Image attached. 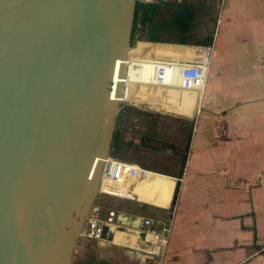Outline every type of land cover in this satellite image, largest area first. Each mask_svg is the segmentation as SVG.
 Returning <instances> with one entry per match:
<instances>
[{
	"label": "water",
	"instance_id": "95a60500",
	"mask_svg": "<svg viewBox=\"0 0 264 264\" xmlns=\"http://www.w3.org/2000/svg\"><path fill=\"white\" fill-rule=\"evenodd\" d=\"M138 1L0 0V264H72L99 196L93 164L113 149V70Z\"/></svg>",
	"mask_w": 264,
	"mask_h": 264
},
{
	"label": "crops",
	"instance_id": "0c3cea01",
	"mask_svg": "<svg viewBox=\"0 0 264 264\" xmlns=\"http://www.w3.org/2000/svg\"><path fill=\"white\" fill-rule=\"evenodd\" d=\"M157 5L158 27L169 36L154 43L189 50L168 53L164 46L166 52L153 58L186 60L209 43L213 58L195 112L175 105L186 116H149L157 118V132L135 139L159 158L174 159L177 170L144 166L152 173L130 180L133 196L120 197L117 210L156 221L166 234L159 264H264V0H159ZM188 17L184 32L180 27ZM162 94L160 89L162 107L156 95L144 104L168 110L173 102ZM118 147L112 157L139 164L137 157L117 155ZM115 246L130 260L128 248Z\"/></svg>",
	"mask_w": 264,
	"mask_h": 264
},
{
	"label": "built area",
	"instance_id": "2783aa9c",
	"mask_svg": "<svg viewBox=\"0 0 264 264\" xmlns=\"http://www.w3.org/2000/svg\"><path fill=\"white\" fill-rule=\"evenodd\" d=\"M158 1L140 0L143 3ZM213 52V44L209 43L198 46L189 59L182 61L138 57L129 53L126 59H118L115 62L110 97L122 105L129 103L138 105V102L129 99L136 84L176 86L202 91L206 87ZM100 162L102 172L99 195L131 198L133 192L130 180L145 179L152 173L149 168L139 164L108 156L96 158L91 176ZM165 236L152 218L140 216L132 219L115 208L103 210L95 203L86 217L80 240L105 242L138 252L160 255ZM148 260L146 264H152Z\"/></svg>",
	"mask_w": 264,
	"mask_h": 264
},
{
	"label": "rangeland",
	"instance_id": "374dc122",
	"mask_svg": "<svg viewBox=\"0 0 264 264\" xmlns=\"http://www.w3.org/2000/svg\"><path fill=\"white\" fill-rule=\"evenodd\" d=\"M156 2L155 4H157ZM140 16H134L133 28L138 27L137 34L139 38L134 37L132 47L136 46L138 42L144 41L149 35V23L140 24ZM154 22L156 23L153 28V34L158 35L161 38L169 36L165 33L164 26L158 27V14L154 15ZM173 36H175L173 34ZM154 43V42H153ZM152 88H162L164 85H150ZM142 93V92H141ZM143 95V94H142ZM143 100H141L142 102ZM129 105L128 111L121 119L116 121L115 132H117V139L119 142V147L117 149V155L123 156L125 158H134L139 164L149 167L157 171H176L178 163L174 159L166 160L164 158H159L157 154L150 153L148 149L141 147V136L144 134L157 132V118L153 120L149 119V116H160L168 119L174 120L180 116H186L180 114L177 111L162 110L144 103H139L138 105ZM125 116H130L125 117ZM125 117V118H124ZM178 120V119H177ZM115 138V135H114ZM139 138V139H138ZM143 142V141H142ZM136 154L138 156H136ZM100 198V199H99ZM120 197L113 195H99L96 204L103 206L105 209L110 207L121 210L118 199ZM148 211V212H147ZM145 213L154 214L151 210H147ZM127 216L131 217L127 214ZM125 250L112 244L101 245L99 242L94 240H79L76 247L72 264H117V263H132L128 259ZM126 261V262H125Z\"/></svg>",
	"mask_w": 264,
	"mask_h": 264
},
{
	"label": "bare ground",
	"instance_id": "6f19581e",
	"mask_svg": "<svg viewBox=\"0 0 264 264\" xmlns=\"http://www.w3.org/2000/svg\"><path fill=\"white\" fill-rule=\"evenodd\" d=\"M132 45L133 44H131L130 54H133L134 56H138V57H154V55L155 56H159L160 54L162 55L164 52H166V49L164 46H167L168 53H169V50L171 51L189 50L188 47H185V46H179V45L170 46L167 44L163 45L160 43L159 44L157 43L142 44L138 42L136 46L132 47ZM150 73L151 72H149V74ZM160 89H163L162 96L167 97L173 102V104L168 103V110L170 111H175V105H179L181 107L180 111H185L186 114L194 113L195 112L194 105L196 102V96H199L201 98L200 91L194 92L193 90L183 89L182 87L165 86V87L157 89L156 87L152 88L149 86L136 84L134 85L132 89L129 99L131 101L138 102L141 104L144 102H148L151 96L156 95L157 106L162 107V105L164 104V99L163 98L159 99ZM141 100L143 101L141 102ZM186 100H188V102Z\"/></svg>",
	"mask_w": 264,
	"mask_h": 264
},
{
	"label": "trees",
	"instance_id": "16d2710c",
	"mask_svg": "<svg viewBox=\"0 0 264 264\" xmlns=\"http://www.w3.org/2000/svg\"><path fill=\"white\" fill-rule=\"evenodd\" d=\"M157 7H158V5L155 4V3H143V2H140V1H138L136 3L135 15L137 16V14H138L140 16V18H139L140 24H144L146 22L149 23V31L150 32H149V35L145 38L146 41H150V42H162L161 38H159L158 35L152 33L153 32V28L156 25V23L154 22L153 19H154V15H155V12H156ZM191 18L192 17H188L187 24L184 27V29L182 27H180L182 31L185 32L186 30L189 29ZM137 31H138V27H134L132 29V36H131V38H132V42L133 43H134V41H133L134 37H136V38H139L140 37L137 34ZM179 42L182 43V44H186L187 41L180 40ZM133 43H131V44H133ZM128 108H129V105L123 104V108L121 110V113L118 116V120L121 119L123 117V115L126 114V112L128 111L127 110ZM117 135H118L117 132H115V138H114V144H113V148H115V150H116V147H118ZM115 150L114 149L111 150V156L114 153H116Z\"/></svg>",
	"mask_w": 264,
	"mask_h": 264
}]
</instances>
